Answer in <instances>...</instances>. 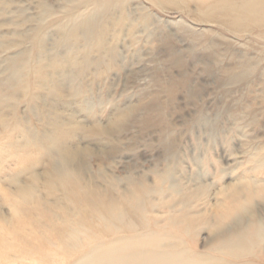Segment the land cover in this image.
Returning a JSON list of instances; mask_svg holds the SVG:
<instances>
[{
    "label": "rangeland",
    "instance_id": "1",
    "mask_svg": "<svg viewBox=\"0 0 264 264\" xmlns=\"http://www.w3.org/2000/svg\"><path fill=\"white\" fill-rule=\"evenodd\" d=\"M199 7L0 0V251L11 229L30 236L69 212L52 176L62 169L93 196L144 184L151 215L189 211L197 221L185 245L195 251L249 220L238 207L264 226V32L217 26L207 19L221 15ZM84 22L94 36H73ZM257 251L264 261V239Z\"/></svg>",
    "mask_w": 264,
    "mask_h": 264
},
{
    "label": "bare ground",
    "instance_id": "2",
    "mask_svg": "<svg viewBox=\"0 0 264 264\" xmlns=\"http://www.w3.org/2000/svg\"><path fill=\"white\" fill-rule=\"evenodd\" d=\"M159 1L185 4L190 0ZM195 1L200 9H211L221 15L217 20L208 18V22L235 32L257 29L263 35L264 0ZM99 5L107 7L106 2ZM95 29L94 24L84 22L75 24L72 32L78 38L83 35L91 38ZM247 69L244 65L242 72ZM18 72L20 80L25 76V81L31 84L32 71L20 64ZM236 80H241V76ZM146 121L153 119L148 115ZM65 173L62 169L52 176L60 187L58 191L66 196L69 212L50 214L43 225L36 224L30 229V236L22 233L25 231H8L13 242L21 246L13 247V242H8L9 248L0 251V264H264L257 251L264 239V226L245 206H237L236 211L239 216L248 212L249 220L238 216L228 232L220 230L207 250L199 252L185 245V238L194 234L197 218L190 216L189 211L180 216L168 214L165 218L151 215L144 184L133 186L125 197L118 198L111 191H106L104 196H93ZM223 199L228 203L222 204L215 214L220 222L228 215L219 209L226 211L231 208L230 203H238V190ZM160 220L164 221L162 225ZM3 237L0 236V243L6 246Z\"/></svg>",
    "mask_w": 264,
    "mask_h": 264
}]
</instances>
